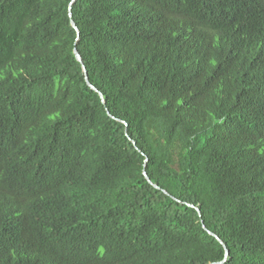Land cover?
<instances>
[{"label": "trees", "instance_id": "1", "mask_svg": "<svg viewBox=\"0 0 264 264\" xmlns=\"http://www.w3.org/2000/svg\"><path fill=\"white\" fill-rule=\"evenodd\" d=\"M71 1L0 0V264H264V0Z\"/></svg>", "mask_w": 264, "mask_h": 264}, {"label": "water", "instance_id": "2", "mask_svg": "<svg viewBox=\"0 0 264 264\" xmlns=\"http://www.w3.org/2000/svg\"><path fill=\"white\" fill-rule=\"evenodd\" d=\"M75 1H76V0H72V1L70 2V5L73 4ZM69 16H70V13H69ZM70 24H71V27L75 30L76 34L78 35V30H77L75 24L73 23V21H70ZM73 55H74L76 61L79 62V63L81 64V70H82L83 77H84V81H85L86 85H87L91 90H93L94 92H97L96 88L93 87V86L91 85V83L88 81L87 72H86V70H85V67H84L83 64H82L81 57H80V55L78 54V52H77L75 49L73 50ZM98 96L100 97L101 102L103 103L102 95H101L100 93H98ZM107 115H108L109 117L113 118L112 116H110V115L108 114V112H107ZM131 143L134 145V142H133V141H131ZM143 176H144L145 180H146L148 183H150V181H149V179H148V177H147V175H146L145 172H143ZM150 184H151V183H150ZM152 186H153V188L158 189V187H157L156 185H152ZM163 193H164V194H167L165 191H163ZM189 206L192 207V205H189ZM194 209H195V211L197 212V214L199 215V210H198L197 208H194ZM208 235H210V236H212L213 238H215V239L217 240L216 242L222 245V247H223V249H224V254H225V256H226V255L228 254V252H227L225 246L220 242L221 240H220L216 235H214L213 233H211V232H209V231H208ZM221 263H222V262H216V263H213V264H221Z\"/></svg>", "mask_w": 264, "mask_h": 264}]
</instances>
